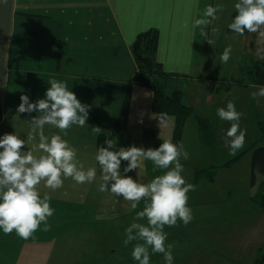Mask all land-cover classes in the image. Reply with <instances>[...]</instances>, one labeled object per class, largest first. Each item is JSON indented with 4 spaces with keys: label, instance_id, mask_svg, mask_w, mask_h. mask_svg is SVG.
I'll list each match as a JSON object with an SVG mask.
<instances>
[{
    "label": "crops",
    "instance_id": "0c3cea01",
    "mask_svg": "<svg viewBox=\"0 0 264 264\" xmlns=\"http://www.w3.org/2000/svg\"><path fill=\"white\" fill-rule=\"evenodd\" d=\"M217 3L223 5L218 18L193 27V21L203 17L205 7ZM233 3L234 0H7L0 5V135L16 131L26 138L31 131L27 120L37 113L17 114L20 96L28 94L36 100L44 95L50 78L66 81L78 99L89 106V117L83 128L68 129L65 139L78 149V159L85 168H97V178L90 184H69L68 178L63 188L55 192L41 185L42 194H51V205L56 210L49 218L51 230L38 229L29 240L21 239L15 232H0V264H49L57 246L55 238L69 234L70 222H105L108 218L110 222L120 221L124 216L135 217L144 207L141 202L133 210L129 201L98 191L103 181L94 159L98 137L115 135L127 97L124 147L132 144L158 147L162 139L175 141L176 118L156 114L153 90L133 84L138 71L133 45L143 33H157L156 62L165 74L172 76L168 83L158 84L166 94L181 91L182 103L192 112L179 139V144L188 139L184 149L190 159L183 162L184 175L187 182L195 186L188 194L189 203L211 204L214 200L211 186L216 183V179L212 182L207 178L195 180L197 172L213 164L210 151L200 138L198 120L210 121L216 127L214 163L218 167L216 178H221V182L226 179L227 171L232 170L233 166L225 167L228 162L243 153L235 165L248 162L253 150L264 145L259 127L264 120V97L250 95L260 85L244 83L223 89L210 88L201 81L204 78L238 80L244 66L264 62V54L257 51L264 49V37L247 32L243 36L234 35L227 29L231 15H236ZM229 45L231 58L224 63L220 55ZM229 100L234 101L242 113L239 124L246 130L244 146L234 155L224 142L225 132L232 122L221 121L216 115V109ZM160 119L164 123L160 124ZM94 127H99L100 131L93 132ZM58 131L45 126L46 135ZM189 142L194 146L189 148L186 145ZM37 143L38 136L29 141L28 147ZM35 154L39 155V150ZM152 169V162L144 161L139 179L147 183L161 174V170L153 172ZM129 175L135 177L136 172ZM74 187H80L81 193L73 194ZM255 199L252 197L251 201L263 212ZM84 200L97 204L99 212L92 217L84 213ZM131 220L133 218L128 221ZM60 224H66L67 229L64 231ZM177 247L178 244L173 249Z\"/></svg>",
    "mask_w": 264,
    "mask_h": 264
},
{
    "label": "clouds",
    "instance_id": "9594fccd",
    "mask_svg": "<svg viewBox=\"0 0 264 264\" xmlns=\"http://www.w3.org/2000/svg\"><path fill=\"white\" fill-rule=\"evenodd\" d=\"M7 0H0V5ZM223 5L209 4L203 11V17L193 21V27L210 23L218 18ZM231 20L227 29L234 35L258 33L264 37V0H234ZM210 18V19H209ZM218 31V29H213ZM264 54V49H258ZM232 54L231 45L224 48L220 60L227 63ZM44 95L32 100L30 95L22 94L17 106V114L33 112L37 115L27 120L31 131L22 137L16 131L0 135V232H15L23 240H29L41 229L50 231L49 218L55 214L49 192L42 194L40 186L52 192L62 189L65 180L71 178L77 185L90 184L97 178V168H85L78 159V149L65 139L68 129L73 126L83 128L89 117V106L78 99L69 89L66 81L50 78ZM253 98L264 97V86L250 94ZM221 121L232 122L225 132V146L234 155L244 146L246 130L240 127L242 113L237 110L234 101L216 109ZM164 123L160 119V124ZM59 129L51 135L45 134V126ZM100 131L99 127L92 128ZM38 136V143L29 148V141ZM158 147L117 145L113 139H106L95 152V161L99 165L102 183L98 191L110 192L116 198L130 202L135 210L143 202L144 207L135 213L133 222L125 228L123 243L137 242L132 246L131 257L137 264H151V254L163 255L164 264H174L173 247L166 243L168 233L165 226H175L177 221L184 225L193 219V210L189 206V192L195 186L187 182L181 159L187 160L189 153L182 144L171 139H162ZM25 145L27 147H25ZM39 150L40 154L35 152ZM149 160L153 172L161 170L147 183L139 179V170L143 162ZM135 171L133 177L129 173ZM143 223L141 221H145Z\"/></svg>",
    "mask_w": 264,
    "mask_h": 264
},
{
    "label": "rangeland",
    "instance_id": "374dc122",
    "mask_svg": "<svg viewBox=\"0 0 264 264\" xmlns=\"http://www.w3.org/2000/svg\"><path fill=\"white\" fill-rule=\"evenodd\" d=\"M168 82L158 81L156 84L160 86L158 83ZM162 87H159L161 91ZM187 140H183V148ZM186 145L189 148L194 146L191 142ZM252 155L248 162L243 161L227 171L224 181L221 182L215 174L211 204L188 202L193 210L189 224L184 225L178 220L175 226H165L164 231L168 233L166 243L178 244L173 249L174 264H255L258 253L264 250V211L260 212L251 198L259 200L264 195V178L258 175L256 186L252 185ZM189 159H181L182 164ZM68 183L75 184L71 178ZM74 189L73 194L81 193L80 187ZM83 205L84 213L91 217L99 212L94 202L84 200ZM105 215L111 216L110 213ZM131 218L134 219L124 216L120 221L110 222L108 218L105 222H70L69 234L55 238L57 246L49 264H137L131 257V249L142 241L134 240L127 246L123 243L126 238L124 230L133 222L128 221ZM141 222L146 223V220ZM60 227H64V231L67 229L66 224H60ZM151 264H164L163 255L152 253Z\"/></svg>",
    "mask_w": 264,
    "mask_h": 264
},
{
    "label": "trees",
    "instance_id": "16d2710c",
    "mask_svg": "<svg viewBox=\"0 0 264 264\" xmlns=\"http://www.w3.org/2000/svg\"><path fill=\"white\" fill-rule=\"evenodd\" d=\"M157 49V33L149 31L141 34L133 45V54L137 63L138 71L134 78V85L151 88L154 92L153 111L159 115L173 116L177 120V130L174 143H179L180 134L184 124L188 118L191 117V109L185 106L181 100V91H173L171 94H166L158 88L156 84L158 81L167 82L172 79V76L165 74L159 64L156 62ZM210 88L219 86L223 89H230L234 86H242L244 83H252L254 85L264 86V62L253 63L250 66L243 67L241 76L238 80H231L230 82L223 80L217 81L214 79H201ZM128 97L126 98L123 108L121 110L119 119L115 128V135L113 137L99 136L97 139V148L104 144L106 139H113V141L123 146L125 136L126 120L128 112ZM199 135L203 143L210 151L212 158V166L209 169L197 172L195 180L199 181L201 178H207L209 182L214 181L216 170L218 169L216 161V127L214 123L206 120H198ZM261 135L264 137V120L260 121ZM240 154L226 164L225 167L230 168L234 166L240 158L244 155ZM264 177V147L255 148L252 155V185L257 182V176ZM257 202L264 210V195L259 197ZM255 264H264V250L258 253Z\"/></svg>",
    "mask_w": 264,
    "mask_h": 264
}]
</instances>
